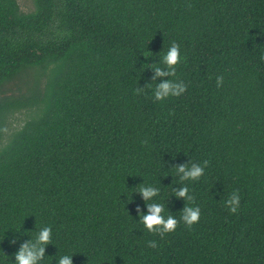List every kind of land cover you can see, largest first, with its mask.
Returning a JSON list of instances; mask_svg holds the SVG:
<instances>
[{"label": "trees", "instance_id": "16d2710c", "mask_svg": "<svg viewBox=\"0 0 264 264\" xmlns=\"http://www.w3.org/2000/svg\"><path fill=\"white\" fill-rule=\"evenodd\" d=\"M172 41L188 88L157 101L147 86L172 77L151 65ZM32 70L46 84L6 94ZM30 108L0 150L4 264L43 225L42 264H264V0H35L31 12L0 0V142ZM201 160L204 176L185 182L194 199L175 197L173 168ZM144 182L173 215L199 205V222L148 232ZM232 190L235 213L221 199Z\"/></svg>", "mask_w": 264, "mask_h": 264}, {"label": "clouds", "instance_id": "9594fccd", "mask_svg": "<svg viewBox=\"0 0 264 264\" xmlns=\"http://www.w3.org/2000/svg\"><path fill=\"white\" fill-rule=\"evenodd\" d=\"M180 62V45L176 41H172L166 46V52L161 53L160 63L151 65L156 77H172L171 79L162 80L159 83L147 86L151 90V94L155 100L164 101L169 97H179L187 91L188 85L182 79L177 78L176 69ZM222 83L223 76L218 75L216 77L217 86H221ZM144 89L139 88L136 91L142 93ZM207 167V160L190 162L174 167L175 173L180 178L181 186L178 189L172 190L173 195L177 198H183L185 201H192L194 198L190 192L189 184L185 182L199 180L204 176ZM134 192H139L146 201L148 211L142 213L138 210L140 216L138 223H141L148 232L163 235L176 231L180 222L191 227L200 220L201 208L199 205L185 203L183 209L179 212V216L170 213L166 208L165 202H161L158 199L161 189L157 184L144 182L139 185L138 191ZM221 199L229 212L235 213L238 211L241 200L238 190H232L226 197ZM29 237L15 253V264H42L46 246L50 244L53 238V229L51 225H43L35 231L34 236ZM147 244L153 248L158 246L155 240L147 241ZM73 255H60L58 258H55L56 264H73ZM5 257L9 256L5 255ZM0 264H4V261L0 260Z\"/></svg>", "mask_w": 264, "mask_h": 264}, {"label": "rangeland", "instance_id": "374dc122", "mask_svg": "<svg viewBox=\"0 0 264 264\" xmlns=\"http://www.w3.org/2000/svg\"><path fill=\"white\" fill-rule=\"evenodd\" d=\"M21 9L24 12H31L35 9V0H18ZM36 71H30V74L18 78L4 87L6 94H17L21 89L25 91L29 88L37 87L39 84L43 86L48 81V78L35 75ZM36 108L23 109L9 116L4 133V137L0 142V150L6 146L12 136L19 131L29 120H31L35 113Z\"/></svg>", "mask_w": 264, "mask_h": 264}]
</instances>
